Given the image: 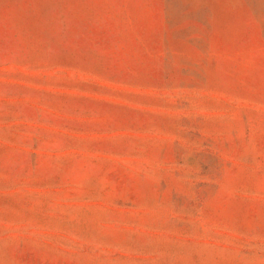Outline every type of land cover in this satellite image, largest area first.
I'll return each instance as SVG.
<instances>
[{
	"label": "rangeland",
	"instance_id": "374dc122",
	"mask_svg": "<svg viewBox=\"0 0 264 264\" xmlns=\"http://www.w3.org/2000/svg\"><path fill=\"white\" fill-rule=\"evenodd\" d=\"M0 264H264V0H0Z\"/></svg>",
	"mask_w": 264,
	"mask_h": 264
}]
</instances>
